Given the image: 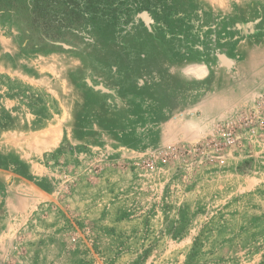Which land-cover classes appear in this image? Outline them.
Returning <instances> with one entry per match:
<instances>
[{
    "label": "rangeland",
    "instance_id": "1",
    "mask_svg": "<svg viewBox=\"0 0 264 264\" xmlns=\"http://www.w3.org/2000/svg\"><path fill=\"white\" fill-rule=\"evenodd\" d=\"M263 100L264 0H0V264H264Z\"/></svg>",
    "mask_w": 264,
    "mask_h": 264
},
{
    "label": "built area",
    "instance_id": "2",
    "mask_svg": "<svg viewBox=\"0 0 264 264\" xmlns=\"http://www.w3.org/2000/svg\"><path fill=\"white\" fill-rule=\"evenodd\" d=\"M264 110V100L261 102L258 112ZM224 144L226 146H233L236 142V127L228 125L223 131ZM148 167H152V164H148Z\"/></svg>",
    "mask_w": 264,
    "mask_h": 264
},
{
    "label": "water",
    "instance_id": "3",
    "mask_svg": "<svg viewBox=\"0 0 264 264\" xmlns=\"http://www.w3.org/2000/svg\"><path fill=\"white\" fill-rule=\"evenodd\" d=\"M222 60L227 66L231 65V61H229L226 57H223Z\"/></svg>",
    "mask_w": 264,
    "mask_h": 264
}]
</instances>
